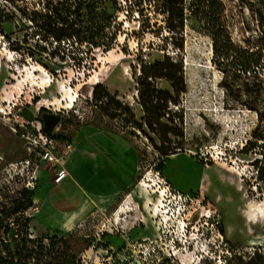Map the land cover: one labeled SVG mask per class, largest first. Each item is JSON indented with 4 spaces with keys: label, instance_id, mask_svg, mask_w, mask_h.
Instances as JSON below:
<instances>
[{
    "label": "rangeland",
    "instance_id": "1",
    "mask_svg": "<svg viewBox=\"0 0 264 264\" xmlns=\"http://www.w3.org/2000/svg\"><path fill=\"white\" fill-rule=\"evenodd\" d=\"M43 1L0 0V236L14 229L16 238H45L46 245L52 237L87 238L88 249L80 242L53 247L62 257L75 256V264H223L233 252L243 262L264 254V177L258 174L264 163H253L264 155V0H219L235 47L220 60L211 34L189 13L182 34L172 37L154 0H97L103 41L79 47L80 69L70 59V43L63 45L71 53L61 61L55 44L44 42L29 22ZM79 13L87 25L88 11ZM238 51L244 63H257L247 73L232 57ZM165 57L181 65L186 92L171 107L183 135L180 148L163 158L145 135L123 129L88 95L106 89L140 120L139 81ZM94 80L100 84L91 86ZM157 88L172 92L163 79ZM76 89L73 99H65L66 91ZM57 99L68 101L67 108L47 105ZM42 103L46 106L39 107ZM37 128L58 149L66 143L95 146V136L108 134L126 150L123 169L115 170L122 189L113 199L90 202L67 231L38 219L41 197L55 174L30 151L28 133ZM248 141L257 143L243 149ZM23 191L33 203L26 210L13 203ZM110 195L103 192L102 198Z\"/></svg>",
    "mask_w": 264,
    "mask_h": 264
},
{
    "label": "trees",
    "instance_id": "2",
    "mask_svg": "<svg viewBox=\"0 0 264 264\" xmlns=\"http://www.w3.org/2000/svg\"><path fill=\"white\" fill-rule=\"evenodd\" d=\"M87 1L84 3L80 0L78 3V0L71 2L44 0L39 8L29 14V22L35 25L36 33L40 34L44 42L51 45L55 44V53L61 61H65V58L71 53L70 50L67 51L63 47V45L70 43L69 45L73 49L70 59L74 60V65L78 69L82 64V61L77 58L79 47L85 43L97 47L99 41H103L100 34L105 26L94 8L97 0ZM223 7L219 0H154L155 13L163 17V22L172 37L182 34L188 13L198 20L211 34L212 49L218 60L230 57V50L235 49L222 24ZM81 9L88 11L87 25L82 22L79 13ZM174 48L181 50L183 45L174 44ZM241 53L242 51H238L232 57L243 67V72L247 73L257 63H244L240 58ZM51 55L53 56V54ZM41 63L48 72L52 75L55 74L56 69L53 66L44 62ZM160 79L169 83L172 92L157 88V80ZM139 86L136 102L143 113L140 120L136 118L129 105L121 103L116 95L111 94L106 89L99 92L95 88L92 93V101L106 116L112 120H117L123 129L138 131L145 135L160 156L166 158L180 148L178 139L183 137L181 126L175 122L171 108L179 104L180 95L186 92L182 67L178 62L165 57L162 62L152 66L151 74H147L143 82L139 81ZM255 139L258 138L255 137ZM256 143L248 141L243 149L252 148ZM253 163L255 165L264 163V155ZM258 174L261 178L264 177V170L262 171L261 166L258 168ZM13 203L22 210L33 205L30 193L28 195V192L25 191ZM16 234L14 229H8L7 237L0 236V264H75V256L70 253L62 257L54 251L53 247L58 243L71 245L72 242L82 243L85 249L92 245V242L87 238L73 237H69L67 240L65 238L57 240L56 237H52L50 244L46 245L44 243L45 238L26 239L22 237L18 239L15 237ZM223 264H264V254L254 253L249 260L243 262L233 252L230 257H224Z\"/></svg>",
    "mask_w": 264,
    "mask_h": 264
},
{
    "label": "crops",
    "instance_id": "3",
    "mask_svg": "<svg viewBox=\"0 0 264 264\" xmlns=\"http://www.w3.org/2000/svg\"><path fill=\"white\" fill-rule=\"evenodd\" d=\"M114 139L111 135L104 134L100 138L95 136V146L84 144L73 147L69 177L58 184L50 183L41 197V205L37 211L42 225L67 231L76 226L90 202L115 198L122 189L120 172L115 170L123 169L127 155L120 140ZM61 184L63 190L56 191ZM107 191L114 196L103 199L102 194Z\"/></svg>",
    "mask_w": 264,
    "mask_h": 264
},
{
    "label": "built area",
    "instance_id": "4",
    "mask_svg": "<svg viewBox=\"0 0 264 264\" xmlns=\"http://www.w3.org/2000/svg\"><path fill=\"white\" fill-rule=\"evenodd\" d=\"M28 141L32 146L33 153L38 154L40 161L47 162L51 165L55 176L53 182L58 184L69 177V172L67 170V161L70 152L73 148L71 144H64L63 149H58V143L50 138L47 134L43 133L41 128H37L36 131H31L28 133ZM37 162V159H35ZM30 162H27L29 166ZM6 181V180H5ZM0 183L3 182L0 180ZM20 192V196H21Z\"/></svg>",
    "mask_w": 264,
    "mask_h": 264
},
{
    "label": "bare ground",
    "instance_id": "5",
    "mask_svg": "<svg viewBox=\"0 0 264 264\" xmlns=\"http://www.w3.org/2000/svg\"><path fill=\"white\" fill-rule=\"evenodd\" d=\"M37 70H41L39 67H37ZM34 80L35 79H30L29 80V84H31L32 86H37V84L38 83H35L34 82ZM28 84V85H29ZM86 84H89V83H86ZM98 84H100V82H96L95 80L92 82V83H90V85L91 86H96V85H98ZM21 85H23V82H21ZM48 87V82L47 83H45V85H44V88L46 89ZM77 89H79L78 87H77ZM77 89H76V91H74L73 93H69L68 91H66L65 92V94H64V97H65V99H67L68 97L70 98V99H73L74 97H75V93L77 92ZM94 90V89H93ZM92 91V90H91ZM91 91L89 92V95H88V97H92V94H91ZM78 93V92H77ZM92 93H93V91H92ZM2 101H4L5 103L7 102V100H2ZM75 103V102H74ZM67 104H68V101H65L64 99H57L56 100V103H47V105L49 106V107H51V106H55L56 108H55V110L57 111L58 109H65V108H67ZM39 107H43V106H46L44 103H42V104H39L38 105ZM6 112V113H5ZM5 112H4V114L7 116L8 115V112H7V110H5ZM15 166V165H14Z\"/></svg>",
    "mask_w": 264,
    "mask_h": 264
},
{
    "label": "water",
    "instance_id": "6",
    "mask_svg": "<svg viewBox=\"0 0 264 264\" xmlns=\"http://www.w3.org/2000/svg\"><path fill=\"white\" fill-rule=\"evenodd\" d=\"M91 93H92V91H91Z\"/></svg>",
    "mask_w": 264,
    "mask_h": 264
}]
</instances>
